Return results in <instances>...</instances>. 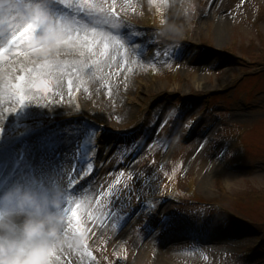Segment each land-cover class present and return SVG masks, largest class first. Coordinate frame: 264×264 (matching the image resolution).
Wrapping results in <instances>:
<instances>
[{
  "label": "rangeland",
  "instance_id": "1",
  "mask_svg": "<svg viewBox=\"0 0 264 264\" xmlns=\"http://www.w3.org/2000/svg\"><path fill=\"white\" fill-rule=\"evenodd\" d=\"M216 1L198 0L194 27L179 41L178 45L184 42L179 50L174 46L172 52L168 51L160 66L149 69L130 64L109 78L119 86L117 94L112 95L110 85L103 81L95 97L84 104L85 114L113 134L109 154L98 160L94 177L74 195L81 205V231L79 235L70 231L77 245L65 249L73 251L72 256L65 258V264H98L99 259L106 264H156L159 259L166 264H264V237L257 246L258 231L264 230V0H219L215 4ZM44 3L51 16L52 11L58 12L52 3ZM109 3L113 0H107L106 5ZM114 3L127 13H123L127 25H142L140 30L145 32L138 31L140 38H155L160 41V50L163 42H172L160 40L152 26H145L143 18L129 14L128 3L140 12L150 8L148 0ZM219 17L221 25L216 22ZM215 31L221 33L219 38ZM99 50L103 51L102 46ZM117 53L115 48L116 59ZM60 59L62 66L77 61ZM147 59L142 56V60ZM100 70L98 66L91 76L97 79ZM109 71L106 69L104 74ZM74 84L81 93L82 85L77 81ZM50 87L51 91L37 93L36 97L46 103L65 104L61 94L64 82L59 88ZM99 99L111 106L104 120L96 112ZM79 101L83 105L80 94ZM180 101L181 109L177 107ZM30 105L26 103V108ZM124 108L131 112L128 122L121 118ZM42 110L41 114H36V110L25 115L37 119L52 116ZM167 116L170 123L158 131ZM79 127L81 134L82 126ZM120 131L126 136L120 137ZM51 135L63 137L65 127H58ZM48 137L51 136H44L43 142ZM199 145L202 151L196 153ZM148 146L152 147L149 151ZM63 156L57 149L50 157L59 160ZM209 156L213 164L216 158L218 163L205 186L199 187L201 167ZM146 180L153 181L164 194L170 188L176 190L183 204H162L158 215L150 219L138 218L136 210L122 211L111 222L106 219L111 211L101 218L92 213L97 198L112 184L138 188ZM203 202L220 204L235 213L250 225L249 231L222 229L221 219H214L211 212L198 224L192 214L198 217L201 211L211 210L199 205ZM171 213L175 217L162 224V215ZM146 220L148 223L143 226ZM220 233L225 234L227 243L219 241V249L203 244V235ZM174 235L178 237L175 244L169 238Z\"/></svg>",
  "mask_w": 264,
  "mask_h": 264
},
{
  "label": "snow or ice",
  "instance_id": "2",
  "mask_svg": "<svg viewBox=\"0 0 264 264\" xmlns=\"http://www.w3.org/2000/svg\"><path fill=\"white\" fill-rule=\"evenodd\" d=\"M60 3L72 10L70 18H54L47 11L44 0H29L26 19L11 29L6 27L0 31V64H4L8 72L15 73L2 87L7 90L9 98L14 99L18 105L5 109V112H17L26 103L32 101L37 93L51 91V85L59 88L64 82L65 75L69 76L67 85L68 93L71 94L74 87L72 74L83 80L84 76L92 72L93 67L100 63L98 60L89 59V56L104 57L105 64L109 59H115L110 56L112 46L110 42L125 52L134 56L139 55L137 51L139 45L126 46L125 38L119 33L107 31V29H119L123 24V21L118 19L119 13L115 12L114 7L110 11L106 6L107 0H60ZM13 6L9 5L10 8ZM127 39L130 40L131 36ZM101 45L103 51L99 50ZM68 48L75 50L83 59L77 60L73 65L62 66L60 58L67 55ZM108 67L112 66L108 65ZM113 74L118 73L113 70ZM88 78L92 77L88 76ZM36 102L39 104V100ZM5 119L7 116H0V133L3 132ZM87 168L90 172L93 165L88 164ZM27 169V174L22 176L24 178H35L44 183L51 181L59 183L56 180L46 179L47 173L44 171L51 169L56 173V165L41 162L36 166L29 165ZM37 171L40 172L39 177L36 175ZM66 197V201L71 204L74 197L68 193ZM79 207V203L75 207H65V214L76 221L75 225L69 223V227H75L77 232L81 231L77 212Z\"/></svg>",
  "mask_w": 264,
  "mask_h": 264
},
{
  "label": "clouds",
  "instance_id": "3",
  "mask_svg": "<svg viewBox=\"0 0 264 264\" xmlns=\"http://www.w3.org/2000/svg\"><path fill=\"white\" fill-rule=\"evenodd\" d=\"M160 40L179 43L194 27L198 0H149ZM63 186L21 177L0 188V264H58L77 245Z\"/></svg>",
  "mask_w": 264,
  "mask_h": 264
},
{
  "label": "bare ground",
  "instance_id": "4",
  "mask_svg": "<svg viewBox=\"0 0 264 264\" xmlns=\"http://www.w3.org/2000/svg\"><path fill=\"white\" fill-rule=\"evenodd\" d=\"M215 4H218V1ZM9 5L7 7H5V8L0 10V31H3V29L6 28V27L11 29L12 27L16 26L19 22L22 21L21 14L15 9L14 6L10 8ZM53 16L54 17H59L57 14H53ZM221 20H222L221 17H219L216 20L218 25H221ZM225 23H226V21L224 22V24ZM214 35L217 38H219L221 33L219 31H215ZM110 43L112 44V46L110 48L111 56L115 57L114 56L115 48H117L118 46H116L112 42H110ZM102 49H103V47H102ZM66 51H67V55L64 56L65 59L66 58H68V59L71 58L72 60L83 59V58L79 57L78 53L75 50L71 49V48L66 49ZM88 58L92 59V60L100 61L99 64H97L96 66L93 67L92 72L88 73V76H91V75L94 76V74H92V73L94 71H96L98 66H100V69H101L100 72H99V74L101 76L98 74L97 75V79L92 77V76H91L92 77L91 79H87L86 78L87 75H86V76H84L83 80H81L79 78H76V76L74 75L73 78H74L75 83L77 81V83H80L82 85V92L79 93V94L81 95V99H82L83 105L79 101L78 102V106L80 107L81 110L83 109V111L85 109L84 108V106H85L84 104L87 103V100L90 99V97H92V96L95 97L94 93L96 92V90L98 88H100V85H101V83H103V81H106L105 83L110 85L111 90H112V95L118 93L119 86L116 83L110 82L109 78L112 75H116V74H113V70H115V72H117V73H120V71H122V68L120 66L116 65L117 61H118V59H116V58L114 60L109 59L107 61V64H105L104 60L102 58H99L98 56H96V57L89 56ZM108 65H111L112 67L109 69V68H107ZM104 66H105L106 69L110 70L108 72V74H104V71L106 70L105 68H103ZM6 72H7L6 68L2 69L0 71V84H1V82L3 80V77L6 75ZM76 86L77 85H75L74 87L78 88ZM61 94L62 95L64 94V90L63 89L61 90ZM0 99L2 100L1 92H0ZM37 100H39V104H37V102H36ZM99 102H100V105H99L100 107H99V109L96 110V112H97V115H99V117L104 120V119H106L108 117V114H109L108 113L109 112L108 109L111 106H109L108 102L105 101V100L99 99ZM30 103H31V105L28 108L25 109V113L27 115L32 114L33 111H36V110H38L36 112V114H41L40 112H42L43 111L42 109H44L47 113L49 112L51 115H54V116H58L60 114L66 115V116H62V117H73V116H75V113H74V111H73V109H72V107H71V105L69 103H65V104H63V103L58 104L56 102L46 103V102H42L36 96H35V98L32 101H30ZM3 108H4V106L0 107V112L2 111ZM72 113H74V114L72 115ZM130 114H131L130 109H128V108L125 109L124 108L122 110V114H121L122 115V117H121L122 120L125 121V122H128L126 119H127V117ZM55 120H56V117L52 118L50 122H53ZM106 123L109 124L110 121L108 120ZM72 124H74L75 126H73ZM72 124L71 123H62V124L60 123L61 126L65 127V135L63 137H61V138H58L56 136L53 137V139H54L53 142L64 153V156L61 159L57 160V159L51 158L50 157V149L43 147L42 141L38 143V139L41 138L43 135H45V134H47L49 132H54L55 131L56 126H54V128L51 126L50 129H48L45 132L39 134L37 137H35L33 139V141H36V143L33 144L32 147H30L27 150V157L23 161L22 167L19 170H16V172L14 173V176H15L14 180L19 179L23 175L27 174V172H28L27 167L29 165L36 166V165H39L41 162H49V163H51L53 165H56V173H53L51 171V169H45L44 170L47 173L46 179L49 180L51 177L54 178V179H64L65 178L64 174H65V172L67 171V169L70 166V154L73 151V143H74V141H75V139H76V137L78 135V130H79L77 122L76 123H72ZM99 124L103 125L102 123H99ZM127 132H129V131H127ZM107 133L108 132H105V133H103L101 135V140H102L101 144L99 146H97L99 148V159H102L104 157V155L109 154V152L111 150L110 149L111 147H110L109 140L111 138V134H113V133L112 132L108 133V134ZM119 136L120 137L121 136H126V134H125V132L120 131ZM127 137L131 138V136H129V135ZM214 162H215V164L212 163V157L209 156L208 159L202 164L201 173H200V179H199V183H198L199 187H204L205 186L206 178L210 174V171L215 169V167H216V165L218 163L217 158H216V160ZM36 175H37V177H39L40 176V172L37 171ZM76 176H77L76 173L68 172L66 174V178L65 179H68L69 177H76ZM69 223H70V220H69ZM99 230L100 229H97V231H99ZM183 232L184 231L181 232V235H183L182 234ZM176 235H178V234H176ZM176 235L169 237V238H171V240H170L171 243L175 244L177 242L178 237H176ZM201 240L203 241V244L212 245V246L214 245L217 249H219L221 247L219 241H221V243L223 245H225L227 243L226 236L223 233H220L219 235H216V236H210V235H205L204 236L203 235L201 237ZM218 243H219V245H218ZM72 254H73V251L64 250V252L60 253V260H59L58 264H65L64 263L65 258L67 256H72ZM156 262H157L156 264H166V262L164 260H162V259H159Z\"/></svg>",
  "mask_w": 264,
  "mask_h": 264
}]
</instances>
